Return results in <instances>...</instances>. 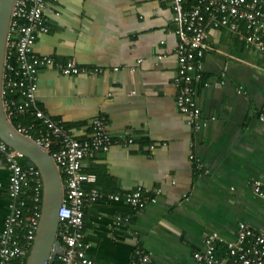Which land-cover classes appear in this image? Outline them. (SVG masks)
Segmentation results:
<instances>
[{
  "label": "crops",
  "instance_id": "1",
  "mask_svg": "<svg viewBox=\"0 0 264 264\" xmlns=\"http://www.w3.org/2000/svg\"><path fill=\"white\" fill-rule=\"evenodd\" d=\"M45 23L34 51L52 62L38 71V107L78 139L103 114L113 139L82 167L95 175L84 190L102 195L83 207V241L94 264H131L140 253L149 256L146 264H197L193 253L210 234L221 239L217 258L228 262L226 242L240 222L264 232V200L251 189L264 180V52L224 28L208 30L194 83L201 114L191 127L175 105L178 38L167 2L53 0ZM67 60L84 71L63 74L58 65ZM19 161L26 166L25 157ZM9 174L1 158L0 231ZM138 187L152 196L158 190L155 201L136 210L109 199Z\"/></svg>",
  "mask_w": 264,
  "mask_h": 264
},
{
  "label": "built area",
  "instance_id": "2",
  "mask_svg": "<svg viewBox=\"0 0 264 264\" xmlns=\"http://www.w3.org/2000/svg\"><path fill=\"white\" fill-rule=\"evenodd\" d=\"M173 11L175 34L176 89L175 105L192 126L199 123L201 111L195 101L194 83L202 77V58L208 48L210 28H224L243 40L246 45L264 52V0H193L189 8L186 0H164ZM53 0H14L5 47L1 97L7 119L12 123L16 115L34 118L29 124L18 122L14 127L23 135L46 149L60 173L63 185L58 209V231L61 251L58 264H94L86 255L83 241V207L101 199L92 188L84 190L85 182L95 181V175L83 171V161L107 151L113 144L107 117L96 116L89 125L88 138H75L60 119L48 116L37 104L38 71L52 62L47 55L34 51L39 32H48L45 12ZM63 74L84 71L74 60L58 65ZM264 71V67H263ZM264 123V99L258 111ZM131 142V140H129ZM22 155L0 139V160L9 169L8 214L0 231V264H25L24 258L32 245L38 227L42 202V179L34 166H23ZM253 193L264 200V180H254ZM138 187L133 191L109 195V199L124 202L133 209H141L147 201H155V193ZM29 204V205H28ZM21 228L17 232L16 228ZM216 234L205 237L203 248L193 253L197 264H264V232L244 222L237 226L234 241H227L228 262L216 256ZM216 242V243H215ZM149 256L140 253L131 264H146Z\"/></svg>",
  "mask_w": 264,
  "mask_h": 264
},
{
  "label": "water",
  "instance_id": "3",
  "mask_svg": "<svg viewBox=\"0 0 264 264\" xmlns=\"http://www.w3.org/2000/svg\"><path fill=\"white\" fill-rule=\"evenodd\" d=\"M13 2L0 0V139L27 159L26 166L38 168L42 179L41 214L25 264H54L57 253L62 249L57 233L58 209L63 193L61 176L50 153L18 132L7 119L2 105V74Z\"/></svg>",
  "mask_w": 264,
  "mask_h": 264
},
{
  "label": "trees",
  "instance_id": "4",
  "mask_svg": "<svg viewBox=\"0 0 264 264\" xmlns=\"http://www.w3.org/2000/svg\"><path fill=\"white\" fill-rule=\"evenodd\" d=\"M192 3H193V0H188V1H187V4H186L187 8H189L188 6H190ZM18 122H21V123H23V124H27V123H29L28 116H27V115H23V114H22V115H16V116L12 119V124H13V125H16ZM29 250H30V248H29ZM29 250H28V252H27L26 257L24 258V263L26 262V259H27V256H28V253H29ZM54 264H58V261L55 260V263H54Z\"/></svg>",
  "mask_w": 264,
  "mask_h": 264
}]
</instances>
